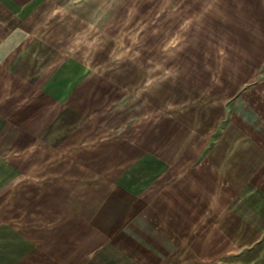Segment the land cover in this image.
Wrapping results in <instances>:
<instances>
[{"label": "rangeland", "instance_id": "obj_1", "mask_svg": "<svg viewBox=\"0 0 264 264\" xmlns=\"http://www.w3.org/2000/svg\"><path fill=\"white\" fill-rule=\"evenodd\" d=\"M6 2L16 8L21 1ZM150 3L159 11L176 6L170 0L28 1L22 16L33 31L25 56L37 63L24 66L22 75L41 78L35 86L11 73L1 81L26 92L23 101L0 97L6 105L0 120V263L19 257L35 264H264L263 155L250 153L240 129H232L226 98L215 89L208 93L206 80L187 77L201 46L194 45L197 33L178 29L182 17H153L155 29L141 30ZM55 50L72 55L71 73L84 75L81 80L66 78L71 73L60 70ZM70 101L76 110L68 108ZM39 103L44 107L34 112ZM56 104L49 135L16 142L18 122L28 116L34 123ZM214 141L219 148L208 159ZM164 143L162 170L153 157ZM196 153L208 170L202 177L187 175L186 163ZM175 182L180 189L200 185L210 208L176 198ZM170 217L184 218L183 231H169L176 226L165 223Z\"/></svg>", "mask_w": 264, "mask_h": 264}, {"label": "crops", "instance_id": "obj_2", "mask_svg": "<svg viewBox=\"0 0 264 264\" xmlns=\"http://www.w3.org/2000/svg\"><path fill=\"white\" fill-rule=\"evenodd\" d=\"M6 1L7 0H0V97L1 100L4 101L12 95H18L19 97L22 92H26V87L22 88L21 85L19 88H10L7 84L4 85L1 83L2 80L10 79L5 77V75L11 73L13 74V77H11L13 79L27 78L33 81L35 80L34 86L40 83L38 80L41 78L40 75L38 77H24L22 75L25 71L24 66H29L30 68L37 63V58L32 59L29 57V53L28 56H25L27 52L26 49L30 47V44L27 41L28 33L33 30L27 28L28 25L24 23L22 12L30 0H18L21 2L19 4L17 3L19 7L16 8L7 4L8 2ZM170 1L172 5L176 2V6L169 7L167 5V7L160 8V11L158 9L154 10L152 3L146 4L144 8V15L146 17L144 18L143 24L139 25L143 27L141 30L144 29V31H152L153 28L155 29L157 23L154 20L157 18L154 19L153 17L160 16L162 18L163 16L170 14L182 17L181 22H179L178 29L180 31L187 30L197 33L193 38L196 43L194 45L201 46V49L197 51L199 54H197V58L194 59L192 69L187 74V77L197 80L198 78L206 80L208 93H210V91H214L215 89V91L218 90L216 92L221 96L222 100L226 98L225 105L228 106L225 107V110L230 107L232 115L235 117L234 123H232L233 120L230 122L233 126L232 129H240V139L248 141V145H251L248 149L249 152L251 153L254 151L257 154H262L263 156L260 158L264 159V0ZM139 6L140 5H136V8H139ZM46 30L51 31L49 25ZM212 33H216L215 36H213ZM222 33H224V36L221 35L220 38L218 35ZM212 37L213 39H211ZM55 43L56 42H53L52 44L55 45ZM40 44L41 42L38 40L36 47H39ZM49 45L50 43H47L46 45L45 41L42 46L48 48ZM62 51L55 50L58 55V59L61 60L59 62L63 61L59 68L62 71L64 70V73H71L72 65L75 62L70 64L72 55L68 54L66 51ZM217 53L219 54L218 57ZM214 55L216 60H211ZM57 62L58 61L55 60L54 64L57 65ZM74 65H76L74 66L75 68L78 66L77 64ZM19 66H21L20 71ZM46 75L47 72L42 79H46V77L48 78V75ZM74 77L75 79L81 80L84 75L75 76L71 73V75L66 78L73 79ZM86 78L87 75L84 79ZM181 78L184 77L181 76ZM217 80H221L223 82L220 83ZM38 88L40 87L35 89ZM32 89L33 88H31V90ZM73 89L72 85H70L68 98L71 96L69 100L72 101L74 92ZM43 91L48 93V90L46 89ZM78 100L75 99V101ZM19 101H23V99L19 97ZM230 101L231 105L229 104ZM56 102H58V99ZM63 102H66V100ZM196 105L198 107L197 110L202 109L199 101ZM5 107L6 105L0 106V120L5 118V114H3ZM9 107L14 106L12 105ZM42 107H44V105L39 103L37 105V109L33 111L41 112ZM77 107L78 104L71 103L68 105V108L73 111L76 110ZM28 109H30L28 108V105L24 104L23 111L26 113ZM58 111L59 108L56 104L52 107L49 106L47 110L45 109L42 115H36V121L34 123L27 122L28 116L23 123L18 122L17 125L20 128V132L16 137V142L32 143L29 141V138L31 137L39 138L40 136L49 135L48 126L52 124V121L56 117ZM204 111L206 112L207 110ZM257 118L258 121L257 124H255ZM165 122H167V120ZM2 124H4V121L0 122V126ZM225 135L228 136V131ZM231 137L234 138L235 144L236 134H232ZM147 139H149V137H147ZM144 142L148 143L147 140H144ZM146 145H148V147L150 146L149 144ZM168 148V143H164L161 148L160 155L154 157L151 156L152 154L149 152L150 150L146 148L145 151L148 152V155L143 154L142 157L147 155L150 158L153 157L156 160H160V167L164 170L165 166L167 167L164 163V157L167 154ZM218 148V144L214 141L207 153L209 154L208 159L212 154L210 150L213 149V151H215ZM156 152H159V150L156 149L155 154H157ZM192 153H190L191 156L195 154L194 152ZM256 153L254 154L256 155ZM196 154L198 155L192 158L193 162L188 161L186 163V166L188 167L187 175L189 176H201L204 171H208L206 169V165H204L205 161H201L202 153ZM147 156L143 160L140 159L137 161V163L142 165L144 160L147 159ZM255 158H258L257 155ZM249 169H252L253 171L254 167H250L248 170ZM258 170L259 169H256L254 173H257ZM192 184L195 185L194 180H192ZM186 185L187 188L183 189H180L176 182L175 186L171 185L176 198L182 197L185 201L193 205V200L195 201L197 199L202 206L204 203V209L206 208L208 210L210 207L207 204V201L200 198L202 187L200 185L198 186L200 190L199 192L197 187L193 185L189 187L187 183ZM187 191L189 193H187ZM165 223L176 225L175 227L169 228V231L176 230L179 232V230H182L179 228V225L185 224L186 221L184 218H182L181 221L177 217H170L166 219ZM154 250L160 249L156 247ZM29 251L32 250L30 249ZM164 254L165 253L163 251L156 253V255L159 256L158 260H162ZM18 259L19 257L16 259L13 257L11 264H35V261L33 260L34 262H32L31 259ZM5 263L6 261H2L0 264Z\"/></svg>", "mask_w": 264, "mask_h": 264}]
</instances>
